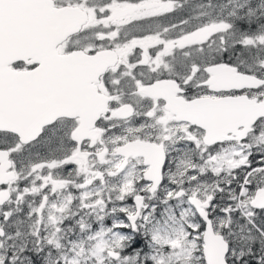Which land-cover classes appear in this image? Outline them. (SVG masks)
Here are the masks:
<instances>
[{
  "label": "snow or ice",
  "instance_id": "1",
  "mask_svg": "<svg viewBox=\"0 0 264 264\" xmlns=\"http://www.w3.org/2000/svg\"><path fill=\"white\" fill-rule=\"evenodd\" d=\"M0 264H264V0H0Z\"/></svg>",
  "mask_w": 264,
  "mask_h": 264
}]
</instances>
